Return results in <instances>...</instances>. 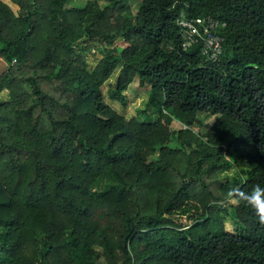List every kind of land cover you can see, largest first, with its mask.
<instances>
[{
  "label": "trees",
  "instance_id": "trees-1",
  "mask_svg": "<svg viewBox=\"0 0 264 264\" xmlns=\"http://www.w3.org/2000/svg\"><path fill=\"white\" fill-rule=\"evenodd\" d=\"M70 1L0 0V264H264L235 194L264 186V0ZM182 10L225 21L216 61ZM118 67L113 97L149 87L129 119L103 98Z\"/></svg>",
  "mask_w": 264,
  "mask_h": 264
},
{
  "label": "rangeland",
  "instance_id": "rangeland-1",
  "mask_svg": "<svg viewBox=\"0 0 264 264\" xmlns=\"http://www.w3.org/2000/svg\"><path fill=\"white\" fill-rule=\"evenodd\" d=\"M96 1L100 6H103L106 4V0H93ZM139 0H132L131 1V8L133 11H136L137 5H138ZM86 0H71L70 4L73 5H82ZM99 58V55L97 53L93 54H87V60L90 65V67L97 61ZM5 63L2 59H0V72L4 69ZM119 67L114 70L112 75L105 81V83L102 86V93H103V98L104 101L110 105L113 109H115L117 112L122 114L124 117L127 119L135 116L139 109L144 105L146 99H147V93L149 91V87L146 86H141L139 84L138 78H134L132 83L128 86V88L124 91L125 94V103L121 101V99L117 97L112 96V89L114 87V81L116 78V75L118 73ZM8 91L7 90H2L0 92V100L1 101H6L8 100ZM214 121V117L206 115L204 112L197 113L195 123H194V129L195 130H200V131H206L207 129L210 128V125ZM173 128L179 129L183 127V125L180 124L179 121L173 120L172 124ZM174 145V142L171 143ZM154 158V156L152 157ZM220 177L222 178H228V179H233L235 174H238V170L236 168H231L229 170H221L219 172ZM229 202L235 204L236 201L233 196L229 198ZM228 210H230V205H226ZM224 221V227L226 230H233L234 229V223L233 220L230 218V216H225ZM239 228H235L234 231H243L242 224H237ZM99 264H105L103 258H100Z\"/></svg>",
  "mask_w": 264,
  "mask_h": 264
},
{
  "label": "built area",
  "instance_id": "built-area-1",
  "mask_svg": "<svg viewBox=\"0 0 264 264\" xmlns=\"http://www.w3.org/2000/svg\"><path fill=\"white\" fill-rule=\"evenodd\" d=\"M175 22L179 27L184 47L199 44L203 56L211 61L218 59L225 39V21L212 15L189 17L182 10Z\"/></svg>",
  "mask_w": 264,
  "mask_h": 264
},
{
  "label": "clouds",
  "instance_id": "clouds-1",
  "mask_svg": "<svg viewBox=\"0 0 264 264\" xmlns=\"http://www.w3.org/2000/svg\"><path fill=\"white\" fill-rule=\"evenodd\" d=\"M235 194L264 221V186L255 185L247 192L237 189Z\"/></svg>",
  "mask_w": 264,
  "mask_h": 264
}]
</instances>
